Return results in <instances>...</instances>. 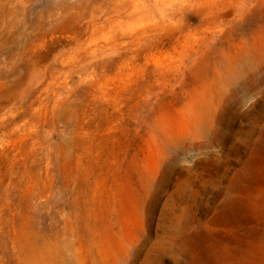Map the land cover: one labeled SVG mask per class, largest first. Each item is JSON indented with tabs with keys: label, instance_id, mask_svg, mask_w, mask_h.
<instances>
[{
	"label": "rangeland",
	"instance_id": "obj_1",
	"mask_svg": "<svg viewBox=\"0 0 264 264\" xmlns=\"http://www.w3.org/2000/svg\"><path fill=\"white\" fill-rule=\"evenodd\" d=\"M0 264H264V0H0Z\"/></svg>",
	"mask_w": 264,
	"mask_h": 264
}]
</instances>
